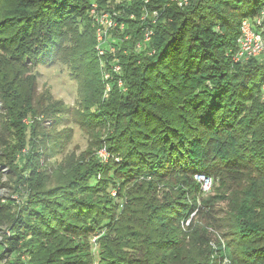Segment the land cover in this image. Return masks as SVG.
<instances>
[{
  "label": "trees",
  "instance_id": "1",
  "mask_svg": "<svg viewBox=\"0 0 264 264\" xmlns=\"http://www.w3.org/2000/svg\"><path fill=\"white\" fill-rule=\"evenodd\" d=\"M93 3L119 11L116 20L124 23L116 43L121 72L105 64L106 92ZM263 6L264 0H190L184 8L168 0H0V130L11 135H0V149L16 187L26 190L22 204H0V225L10 231L0 241V262L219 264L214 260L227 256L230 264H264V58L232 62L241 20ZM146 28L151 39L136 51ZM54 64L68 66L81 90L78 125L93 143L77 160L60 162L50 186L53 172L41 163L46 151L59 150L36 130L34 69ZM47 111L41 116L53 122ZM102 129L107 164L94 156ZM195 175L211 179L215 196H201ZM217 203L225 207L220 218L211 214ZM196 217L222 231L224 251L211 246ZM92 235L99 237L97 258Z\"/></svg>",
  "mask_w": 264,
  "mask_h": 264
},
{
  "label": "rangeland",
  "instance_id": "2",
  "mask_svg": "<svg viewBox=\"0 0 264 264\" xmlns=\"http://www.w3.org/2000/svg\"><path fill=\"white\" fill-rule=\"evenodd\" d=\"M34 72L37 75L36 95L37 98L41 99V107L39 110L40 117L37 118L39 123L36 130H39L42 134H49V139L56 142L59 150L56 153L46 151V153H44V160L41 163L43 164L42 167L46 169V172H53V175H51V182L49 183L51 186L55 181L56 175L59 174V171L57 170L59 163L62 161L64 163H69L70 161L77 160L85 150L90 148V145L92 146L93 139L91 141V135L78 125L80 120L79 112L81 109L79 104L81 100V90H79L77 83L72 79L69 67L63 64L37 66L35 67ZM106 86L107 84L105 87ZM43 110H48V115L51 116L50 118L53 122L46 119L44 116H41ZM30 121V118L22 120L23 124L26 126H29ZM66 132L70 136L68 139L64 138ZM29 134L28 129L27 138ZM0 135L6 140H10L11 138V135L1 130ZM106 137V130H100L98 133V139L95 141V144H98L99 142L100 144L95 150L93 149L95 153L94 156L97 160L101 159L98 157L97 151L105 144ZM41 147L45 152V146ZM24 153H26L25 149L21 150V152L16 155L15 159H20V157H22L21 155ZM4 154L5 151L0 149V204L13 203L17 206L22 204L25 200L24 197L26 194L24 192L26 190L25 188L19 189V187H16L18 184L13 182L14 176L5 163L6 160L3 156ZM116 158L119 160V157H114V159ZM108 159H112L109 154ZM108 159L105 161V164L108 163ZM62 165L64 164L62 163ZM97 176L99 177L100 175ZM48 177H50V175H48ZM194 180L201 185L202 197L207 198L215 196L216 191L214 190V183L210 178L203 175H195ZM205 180H208V182L207 186L203 188ZM112 194L114 195L115 193L113 192ZM14 205H12L13 208ZM214 208V211L211 213L212 216L216 218L223 216V212L225 211L223 203H217ZM195 220H197L199 226L205 228L209 233L212 240L210 242L211 246L215 249L221 248V250L224 251L227 243L224 242L222 231L216 226L211 225L212 220H210L209 223H207L208 218L202 220L200 217H196ZM188 225L181 222V228L184 233H188V231H190ZM9 234L10 231L7 230L5 226L0 225V241L2 239V235L8 236ZM98 238V235H92L90 238L91 253L94 258H97L98 247L96 240ZM218 243H221V247L217 246ZM214 256H218V254L215 253ZM8 259H12V257ZM21 259L25 260L26 258L21 257ZM214 262L219 264H230V259L227 256H224L220 259H215ZM0 264H3V262H0Z\"/></svg>",
  "mask_w": 264,
  "mask_h": 264
},
{
  "label": "built area",
  "instance_id": "3",
  "mask_svg": "<svg viewBox=\"0 0 264 264\" xmlns=\"http://www.w3.org/2000/svg\"><path fill=\"white\" fill-rule=\"evenodd\" d=\"M122 0H115V3H119ZM127 3H130L132 0H124ZM143 4L150 2V0H137ZM176 5L177 8H184L189 5L190 0H168ZM119 11L115 10H96L95 3L89 9V15L92 18V25L94 27V50L97 54L100 75L104 83L107 84V80L110 78L109 72L105 69V64L108 63L110 66V71L116 74L121 72L120 65L118 64V59L116 57V43L122 41L119 38V32H122L124 29V23H119L116 18L118 17ZM153 17L157 18V12L152 13ZM130 19L133 16H129ZM142 20L145 19V14L141 17ZM155 20H152L151 23L154 24ZM152 35V30L146 28L143 33L142 43H138L135 47L136 51L141 50L143 45L147 44ZM124 39H127L125 37ZM264 58V6L261 8L259 13L254 17H247L241 20L239 24V33L236 39V48L232 55V62L240 63L247 61L249 59H259ZM117 84H122L121 80L118 79ZM109 88L106 86V91ZM264 97V94H263ZM100 162L105 163L108 159V153L105 147H101L97 151ZM117 162L118 159L116 158ZM208 180L204 181L205 188L207 186ZM189 219L184 223L185 225L189 224Z\"/></svg>",
  "mask_w": 264,
  "mask_h": 264
}]
</instances>
